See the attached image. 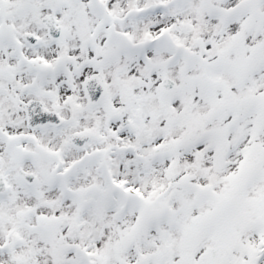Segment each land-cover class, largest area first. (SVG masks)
Segmentation results:
<instances>
[{"label": "snow or ice", "instance_id": "1", "mask_svg": "<svg viewBox=\"0 0 264 264\" xmlns=\"http://www.w3.org/2000/svg\"><path fill=\"white\" fill-rule=\"evenodd\" d=\"M0 264H264V0H0Z\"/></svg>", "mask_w": 264, "mask_h": 264}]
</instances>
